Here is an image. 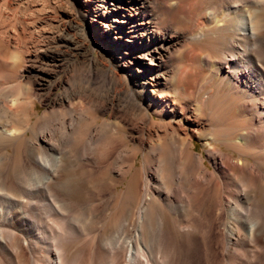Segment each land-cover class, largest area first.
<instances>
[{
  "label": "bare ground",
  "instance_id": "obj_1",
  "mask_svg": "<svg viewBox=\"0 0 264 264\" xmlns=\"http://www.w3.org/2000/svg\"><path fill=\"white\" fill-rule=\"evenodd\" d=\"M104 2L95 20L118 58L152 55L131 70L144 93L136 97L132 82L124 90L122 126L99 121L102 86L84 74L53 99L41 95L57 85L51 73L36 64L24 80L22 51L12 62L0 38V83L15 80L12 92L0 86V264H198L208 239L222 245L224 264H255L264 247V0ZM174 14L185 34L168 22ZM179 49L190 67L174 65ZM183 87L196 92L201 121L189 126L206 154L174 123L168 91ZM150 90L167 95L159 102ZM38 100L49 107L38 111ZM131 112L163 126V139L130 146L126 133L140 124ZM76 174L84 199L71 189Z\"/></svg>",
  "mask_w": 264,
  "mask_h": 264
},
{
  "label": "rangeland",
  "instance_id": "obj_2",
  "mask_svg": "<svg viewBox=\"0 0 264 264\" xmlns=\"http://www.w3.org/2000/svg\"><path fill=\"white\" fill-rule=\"evenodd\" d=\"M177 1L181 0H169L170 3ZM186 1L187 0H182L183 3ZM213 1L214 0H205V7L212 5ZM97 3L99 6L103 5L105 2L104 0H0V38L3 40L2 45L3 47L5 46L4 48L6 51L8 50L7 54L11 56L12 62H16L17 60L14 58L16 52L22 51L24 57L23 61L25 62L23 68L19 69V72L27 76L24 80L35 79V73L32 72L31 66L36 64L41 65V67H44V70H48V72L51 73V79L53 81L56 80L55 82L57 85L52 91L49 90L50 84L44 85L46 88L39 90L41 95L44 96V94L50 92L49 98L53 99L57 94L64 93L66 87H70L72 84L75 85L79 75L84 74L86 78L92 79L94 85L102 86V90L96 95V98L99 97V100L102 102V104H100L101 106L98 105L95 107V109L101 108V111L96 113V115L98 113L100 114L97 115L99 121L104 118H111V121L116 123L119 121L121 113L129 109L127 103L128 98H126L125 91L129 85L132 86L130 84L131 82L134 84L133 88L135 95H137L136 97L143 98L142 93L144 92L139 91L141 87L133 82L132 68L134 67L135 70L139 65V61L147 63V61H149L147 57H151L152 55H148L147 52H145L142 56L134 58L132 60V62L134 61L133 63L120 60L116 54V50L107 45V37L101 32L100 27L104 25V23L97 21L99 20V16L95 15L96 12L94 11L95 4ZM199 10L204 11L206 8H199ZM173 17H168V22H170L172 26H175L173 31L176 34H185V27L181 20L175 14ZM171 22L175 23L172 24ZM72 43L75 45L74 47L68 46V44ZM199 45L200 44H198V46ZM47 49L49 53L55 51L58 55H56V57H50L47 55ZM176 51L179 52L176 54L174 51V65L179 67L188 65V67H190L188 64L189 61L185 57V49ZM11 54H13V56ZM16 63H18V60ZM105 70L115 72L116 76L113 81L111 80L112 82L105 77ZM29 72L31 74H29ZM146 79L150 78L148 77ZM7 82L0 83V86L3 88L4 92H12L14 90L13 88H15L14 78ZM147 87L151 89L155 88L149 83ZM172 91L171 89L168 91V98L172 105L176 104L174 106V109H176L174 113L177 115L175 122L173 119L172 122L178 125L183 132L193 134L195 136L196 149L206 154V149L209 148V145L203 144V140L199 137L200 131L196 129L197 127L189 126L191 125V120L201 121L200 119H195V114L199 112L197 110L199 109V105H197L198 100L195 97L196 92H193L192 89L186 90L185 87L181 88L179 95L175 91ZM148 93L154 94L151 90ZM154 95L156 97L158 96L157 100L160 102L162 99L160 93L156 92ZM166 95H164V97ZM164 97L162 100H164ZM147 102L148 101H146V103ZM181 106L187 110V117H190V119L184 116L181 118L183 114ZM48 107L49 103L40 100L37 101L36 109H38V111L41 112ZM148 108L151 109L149 103ZM114 111L117 113L114 114ZM115 116L117 119L114 118ZM129 116L131 118L133 117L135 121L140 122L138 127L131 128L129 132L126 133L124 140H127L130 146L134 147L135 145H140L143 141L148 144L153 142L157 143V141L159 142L163 139L161 137L166 134L161 125H146L142 123L141 118L138 119V115L132 112L129 113ZM113 120L117 121L114 122ZM205 122L208 123V121L204 119V126H208ZM122 123L123 122H118L117 124H121L122 126ZM113 125L114 126L111 127L113 129L110 128L111 131H109L111 134L116 130L115 124ZM119 135L123 136L122 133ZM217 145L219 147L222 146L220 143ZM235 157H238L237 153H235ZM140 159H142V156H140ZM207 164L212 167L209 161H207ZM78 175L79 174H76L71 184V189L74 191V194H76V197L78 196L80 199H84L86 187L82 181L83 179ZM108 192L109 191H107V193ZM258 195V198H261L260 203L264 208V193L261 192V194L258 193ZM204 199L207 200L206 203L210 201L208 197ZM210 211L211 208L208 209V213ZM215 234L216 233H213V235ZM68 248L71 251L78 249L77 240L73 241L72 244H68ZM222 249L223 247L221 244L216 245V241L213 242V239H208L197 247V252L195 251L197 263L217 264L218 262V264H224ZM87 250H90V248ZM256 257L258 259L254 258L255 264H264V247L257 249Z\"/></svg>",
  "mask_w": 264,
  "mask_h": 264
}]
</instances>
